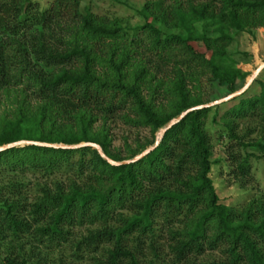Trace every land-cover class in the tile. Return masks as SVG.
Returning a JSON list of instances; mask_svg holds the SVG:
<instances>
[{
    "label": "trees",
    "instance_id": "trees-1",
    "mask_svg": "<svg viewBox=\"0 0 264 264\" xmlns=\"http://www.w3.org/2000/svg\"><path fill=\"white\" fill-rule=\"evenodd\" d=\"M137 11L144 23L130 30L83 11L80 0H0V94L17 100L10 117L0 115V146L93 142L115 161L130 159L171 119L214 98L202 94V76L225 94L244 84L249 72L227 47L233 33L264 26V0H146ZM225 103L191 110L127 164L112 165L89 145L0 151V171L44 179L29 199L22 184H0V248L10 249L3 264H52L40 246L66 243L76 256L94 253L92 264H264V190L239 206L220 200L206 123L213 110L216 141L243 186L251 159L264 160V79ZM242 119L258 120L263 132L240 133ZM112 120L149 134L113 146Z\"/></svg>",
    "mask_w": 264,
    "mask_h": 264
},
{
    "label": "rangeland",
    "instance_id": "rangeland-1",
    "mask_svg": "<svg viewBox=\"0 0 264 264\" xmlns=\"http://www.w3.org/2000/svg\"><path fill=\"white\" fill-rule=\"evenodd\" d=\"M33 1L38 2L40 7H44L47 6L51 0ZM145 1L146 0H80V8L83 11L84 9L88 8L95 14L107 16L109 18H119L123 26H126L131 30L134 27L144 23L143 17L138 14L137 10H139L143 6ZM198 27L202 28L201 25H198ZM208 27V30L210 31L212 27ZM163 31L165 33H170L171 30L168 26L164 25ZM233 34L234 38L227 49L235 54L234 57L239 61V66L243 70L249 72L248 76L246 77L247 80V78L257 68V66L264 62V26H257L255 28H252L251 32L244 31ZM243 52L249 53L250 56H244ZM263 69L259 72L257 77L261 76V78L264 79ZM201 80L202 86L200 89L202 94H204V97L211 98L214 96L215 98H213L210 102H214L228 95L225 94V89L222 86H218L214 81L209 79V76L207 74L206 76H202ZM241 87H239L238 89H240ZM258 91V85L254 84L249 93H257ZM12 94L13 91L11 92L10 97H6L3 93L0 94V115H7V118L11 116L9 112L17 106V100H14ZM227 101H224L222 103H225ZM231 104L232 102L223 104L220 111L223 112ZM212 113L213 110L209 113L208 118L206 119V123L210 129L214 141L212 156L214 163L211 170L213 184L222 202L231 206H239L243 202H245V200L249 196L253 194L260 195L262 193L260 192V190H264V160L255 158L251 159V177L242 183L243 186H240L241 183L236 182V180L233 179L230 173L231 168L229 167L228 161L226 159L224 160V158H226V154L224 152L223 144L216 141V138L219 135V130L221 129H219L217 125L211 124L210 120ZM238 122V130L240 133L247 132L249 129L251 130L253 128L250 136L257 137L259 136V134H261V132H263V126L258 125L259 121L256 119H242L238 120ZM109 127L110 134L112 135V145L120 148L123 147L124 141L133 144L134 138L137 135L142 136L149 134L147 128H130L119 120L109 121ZM40 175L41 174L34 173L33 171H27L21 174L19 172L10 173L2 170L0 171V184L8 186L13 181L17 186L18 184H22V187L20 189H22L23 194H25L29 199L36 193V184L39 182H44V179H42ZM75 231L78 234H81L85 232V229L81 227L76 228ZM24 247L28 250L29 244H24ZM40 249H42L43 251H47L49 255L48 258H50L49 261H52V264H57L59 262H64L65 264H92V260L90 259V257L94 255V253L85 252L82 254L77 253L78 256H76L70 243L55 247L52 246L49 248L40 246ZM9 252V244L5 242L4 245L0 248V264H3L2 258ZM209 254L210 253L203 255L201 259L203 261L207 260L209 258Z\"/></svg>",
    "mask_w": 264,
    "mask_h": 264
},
{
    "label": "water",
    "instance_id": "water-1",
    "mask_svg": "<svg viewBox=\"0 0 264 264\" xmlns=\"http://www.w3.org/2000/svg\"><path fill=\"white\" fill-rule=\"evenodd\" d=\"M264 68V62H262L260 65L257 66V68L252 72V74L247 78L245 84L238 90H235L234 92L228 94L226 97L224 98H220L214 102H209V103H205V104H201V105H196L193 107H190L188 109H186L185 111H183L182 113H180L177 117L171 119L168 123H166L163 127H161L156 135H155V142L149 146L148 148H146L145 150H143L141 153L135 155L134 157L130 158V159H126V160H122V161H115L112 158L108 157L102 150L101 146L97 143H93V142H81L78 144H59V143H48V142H41V141H35V140H26V139H22V140H18V141H14L5 145L0 146V151L5 150L7 148L13 147V146H17V145H24V144H33V145H40V146H48V147H56V148H78L81 146H92L94 148L97 149L98 153L110 164L112 165H120V164H127V163H131V162H135L139 159H141L142 157H144L146 154H148L151 150H153L155 147L158 146V144L160 143L164 133L166 132L167 129H169L173 124H175L176 122H178L181 118H183L188 112H190L191 110H195V109H199V108H203V107H209V106H213L219 103H222L224 101H227L229 99H232L233 97H236L240 94H242L244 91H246L250 84L254 81V79L257 77V75L259 74V72Z\"/></svg>",
    "mask_w": 264,
    "mask_h": 264
}]
</instances>
